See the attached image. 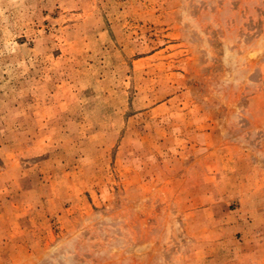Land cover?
<instances>
[{
    "label": "rangeland",
    "instance_id": "obj_1",
    "mask_svg": "<svg viewBox=\"0 0 264 264\" xmlns=\"http://www.w3.org/2000/svg\"><path fill=\"white\" fill-rule=\"evenodd\" d=\"M0 264H264V0H0Z\"/></svg>",
    "mask_w": 264,
    "mask_h": 264
}]
</instances>
